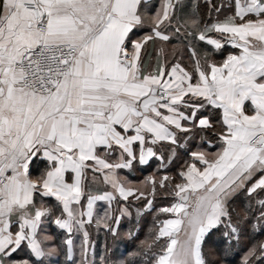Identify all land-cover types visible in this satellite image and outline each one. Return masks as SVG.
<instances>
[{"label":"snow or ice","instance_id":"obj_1","mask_svg":"<svg viewBox=\"0 0 264 264\" xmlns=\"http://www.w3.org/2000/svg\"><path fill=\"white\" fill-rule=\"evenodd\" d=\"M0 264H264V0H0Z\"/></svg>","mask_w":264,"mask_h":264},{"label":"trees","instance_id":"obj_2","mask_svg":"<svg viewBox=\"0 0 264 264\" xmlns=\"http://www.w3.org/2000/svg\"><path fill=\"white\" fill-rule=\"evenodd\" d=\"M144 174L146 175L147 173H144ZM151 226H152V219H151V217H148L147 219L144 220L145 234H142V233L140 234V235H141V239H143L144 236L147 235L148 230L151 228ZM125 244H128L129 247H131V244H130V242H128V241H125L124 243H121V244L119 245V248L117 249V253H118V254L124 252V250H125ZM120 247H122V249H123L122 252H121V248H120ZM230 259H234V258H230Z\"/></svg>","mask_w":264,"mask_h":264},{"label":"rangeland","instance_id":"obj_3","mask_svg":"<svg viewBox=\"0 0 264 264\" xmlns=\"http://www.w3.org/2000/svg\"><path fill=\"white\" fill-rule=\"evenodd\" d=\"M140 175V174H139ZM145 175V174H144ZM142 234H145V229L143 228V232H142ZM121 248V252L123 251V249H122V247H120ZM101 251H102V248H101Z\"/></svg>","mask_w":264,"mask_h":264},{"label":"crops","instance_id":"obj_4","mask_svg":"<svg viewBox=\"0 0 264 264\" xmlns=\"http://www.w3.org/2000/svg\"><path fill=\"white\" fill-rule=\"evenodd\" d=\"M137 175H139V174H137Z\"/></svg>","mask_w":264,"mask_h":264}]
</instances>
